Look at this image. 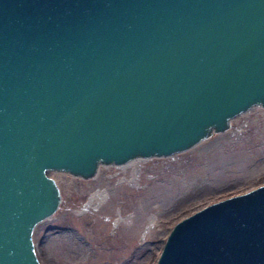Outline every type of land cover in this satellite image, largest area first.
Segmentation results:
<instances>
[{
    "label": "water",
    "instance_id": "95a60500",
    "mask_svg": "<svg viewBox=\"0 0 264 264\" xmlns=\"http://www.w3.org/2000/svg\"><path fill=\"white\" fill-rule=\"evenodd\" d=\"M264 109V0H0V264H40L51 172L186 151ZM155 264H264V184L178 221Z\"/></svg>",
    "mask_w": 264,
    "mask_h": 264
},
{
    "label": "rangeland",
    "instance_id": "374dc122",
    "mask_svg": "<svg viewBox=\"0 0 264 264\" xmlns=\"http://www.w3.org/2000/svg\"><path fill=\"white\" fill-rule=\"evenodd\" d=\"M49 176L61 202L33 230L40 264H155L175 223L264 184V109L169 157L101 165L86 180ZM95 191L102 199L86 206Z\"/></svg>",
    "mask_w": 264,
    "mask_h": 264
},
{
    "label": "bare ground",
    "instance_id": "6f19581e",
    "mask_svg": "<svg viewBox=\"0 0 264 264\" xmlns=\"http://www.w3.org/2000/svg\"><path fill=\"white\" fill-rule=\"evenodd\" d=\"M102 197H103L102 193H100L98 191L93 192L90 195V197H89V199L87 201L86 206L96 205L97 203L100 202L99 200H101Z\"/></svg>",
    "mask_w": 264,
    "mask_h": 264
}]
</instances>
